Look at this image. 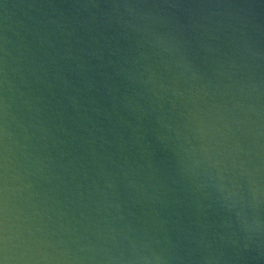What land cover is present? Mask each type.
Masks as SVG:
<instances>
[{"label":"water","instance_id":"obj_1","mask_svg":"<svg viewBox=\"0 0 264 264\" xmlns=\"http://www.w3.org/2000/svg\"><path fill=\"white\" fill-rule=\"evenodd\" d=\"M0 264H264V0H0Z\"/></svg>","mask_w":264,"mask_h":264}]
</instances>
